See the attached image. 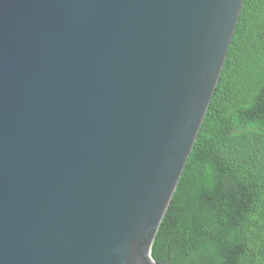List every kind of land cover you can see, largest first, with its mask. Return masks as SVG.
Listing matches in <instances>:
<instances>
[{
	"label": "water",
	"instance_id": "obj_1",
	"mask_svg": "<svg viewBox=\"0 0 264 264\" xmlns=\"http://www.w3.org/2000/svg\"><path fill=\"white\" fill-rule=\"evenodd\" d=\"M243 3L0 0V264H157Z\"/></svg>",
	"mask_w": 264,
	"mask_h": 264
},
{
	"label": "trees",
	"instance_id": "obj_2",
	"mask_svg": "<svg viewBox=\"0 0 264 264\" xmlns=\"http://www.w3.org/2000/svg\"><path fill=\"white\" fill-rule=\"evenodd\" d=\"M150 255L157 264H264V0H244Z\"/></svg>",
	"mask_w": 264,
	"mask_h": 264
}]
</instances>
